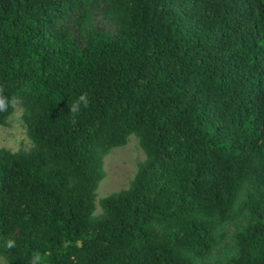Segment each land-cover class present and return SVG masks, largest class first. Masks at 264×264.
Segmentation results:
<instances>
[{"label":"trees","instance_id":"trees-1","mask_svg":"<svg viewBox=\"0 0 264 264\" xmlns=\"http://www.w3.org/2000/svg\"><path fill=\"white\" fill-rule=\"evenodd\" d=\"M0 97L32 142L0 148L5 264H264V0H0Z\"/></svg>","mask_w":264,"mask_h":264},{"label":"rangeland","instance_id":"rangeland-1","mask_svg":"<svg viewBox=\"0 0 264 264\" xmlns=\"http://www.w3.org/2000/svg\"><path fill=\"white\" fill-rule=\"evenodd\" d=\"M97 26L112 31L113 27L105 22L103 18L99 17ZM5 125H0V148H5L10 151L24 150L27 151L32 147V142L27 136V130L22 120V110L17 106L10 116L6 119ZM145 159L138 139L134 135H130L124 146L112 148L107 155L103 157L102 168L104 171V178L99 182L95 190V209L94 214H99L101 208L99 201L103 197L119 190L126 189L129 182L133 179L138 163ZM241 221L228 224L225 229L224 238L218 249L214 252L212 259L223 254V245H230L232 243L231 235L234 231L235 225ZM0 264H5V261L0 257Z\"/></svg>","mask_w":264,"mask_h":264},{"label":"clouds","instance_id":"clouds-1","mask_svg":"<svg viewBox=\"0 0 264 264\" xmlns=\"http://www.w3.org/2000/svg\"><path fill=\"white\" fill-rule=\"evenodd\" d=\"M14 103V101H13ZM83 103L84 105H87L88 100L85 94H81L76 100L72 102L71 111L75 112L78 110L80 104ZM7 107V102L5 98L0 97V110H4ZM9 246H11L14 242L8 241Z\"/></svg>","mask_w":264,"mask_h":264}]
</instances>
